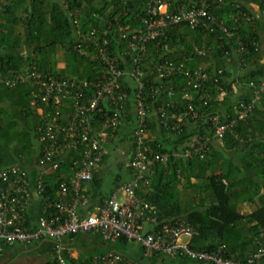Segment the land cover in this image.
<instances>
[{
  "label": "trees",
  "instance_id": "trees-1",
  "mask_svg": "<svg viewBox=\"0 0 264 264\" xmlns=\"http://www.w3.org/2000/svg\"><path fill=\"white\" fill-rule=\"evenodd\" d=\"M150 1L62 0V3L58 1L50 3L47 0H32L29 5L21 4V17L15 21L21 23L24 28L25 34L22 37L30 51L29 56L25 63L24 58H21L20 62L18 58L10 55L0 58V75L12 78L32 62L41 71L53 72L58 76L97 79L100 67L93 57V49H86L83 46L75 50V45L81 43L80 40L91 30L96 29L101 36L107 25L112 24V29H109L111 51L118 54L123 45L118 33V24L129 26L130 31L135 30V27L141 24V18L146 17ZM14 2L15 0H0V14L11 13L12 9L15 11L18 3ZM207 2H214L219 6L214 10V15L218 21L224 22L228 33L220 31L217 24L210 23L206 27L192 29L188 23H182L167 30L166 36L160 41L148 43L146 54L148 67L145 71L148 72V68L152 69L160 60L184 64L191 74L202 68L211 77L201 88H195L189 83L194 78L192 75L188 77L178 73L177 76L165 81L158 80L156 76L149 78L143 92L148 111L147 154L153 158L156 154L177 152L181 157L170 156L168 160L156 162L150 185H141L137 193L144 202L154 207L159 226L187 218L194 232L191 241L193 249L217 251L223 246L226 256L243 263L250 256L257 254L259 249L264 248V91L256 89L264 81V62L261 63L264 38L260 34L262 28L264 33V0H207ZM191 3V0H171L170 9L175 11L177 8L178 12L180 6L190 7ZM252 4L258 5V10L252 9ZM232 15L241 19L236 22ZM75 18L78 19V26H75ZM78 31L80 35H77ZM238 40L246 44L244 52L240 50ZM64 59L68 60V66L72 67L74 71L72 74L56 67L57 63ZM218 71H222L224 75L219 76L220 81L215 82ZM148 76L149 73H146V77ZM29 83L20 84L14 89L3 88V85L0 87L3 88V93H6L5 96L20 95L29 98L31 91L34 90L33 84ZM250 83H254L256 88L251 87ZM233 84L237 90L233 88ZM159 85L163 86L160 90H152ZM223 85L227 86L228 92L226 96L220 98L219 86ZM126 91L129 96L135 95L134 88L127 87ZM253 92H258L259 96H251ZM30 102L31 98L26 104H21H24L21 113L27 118L33 116L34 126L24 127L21 131L23 134L10 137L9 141L7 139L9 136L0 132L2 167H12L18 155L23 154L27 162L33 160L37 154L38 162L40 153L36 149L35 139L39 121L36 114L30 110ZM170 104H174L173 111L177 115L189 111L191 106L193 108V114L179 123L177 133L163 128L159 124V118L152 113L157 108ZM63 111L68 113L66 107ZM214 117L217 119L213 120ZM100 120L98 117L94 123L99 130ZM132 122L133 119L129 118L125 121V126L132 127ZM218 124L233 125L223 146L214 140V131ZM204 138L209 140L210 145L208 144L203 154L192 158L185 157V152L187 150L193 152L198 146L197 140ZM241 139L245 143H241ZM132 140L133 133L130 131L121 136L118 142L126 143ZM231 154L241 155L240 159L243 162L245 159L248 160L250 168L253 169L255 166L254 170L261 182L258 184L252 182L249 177H241L242 169L237 165V160L232 159ZM108 155L107 153L101 165ZM6 158L12 159L8 161L10 164H5ZM70 158L71 156L63 160L58 170L44 169L40 174L34 172L36 178L35 181L32 179L33 183L41 178L44 187L43 194L36 198L39 215L43 214L44 205L48 206L57 199L59 186L65 182L69 184L68 168L72 163ZM95 173L92 180L83 184L90 209L105 199L98 198V194L102 193L103 181L96 177ZM246 204L251 208V212L242 211ZM145 223L152 228L149 222ZM87 234L102 240L97 231ZM79 236L68 237L72 239ZM40 243L42 246H48L53 257L54 244L51 241H37L35 245ZM129 245L126 239L112 243L103 241L105 251L96 258L74 260L69 258L66 249L64 256L69 264H92L94 259L101 260L110 252L121 254L140 264H197L188 259L176 261L154 253H145L142 249L140 255L130 256L126 253Z\"/></svg>",
  "mask_w": 264,
  "mask_h": 264
},
{
  "label": "built area",
  "instance_id": "built-area-1",
  "mask_svg": "<svg viewBox=\"0 0 264 264\" xmlns=\"http://www.w3.org/2000/svg\"><path fill=\"white\" fill-rule=\"evenodd\" d=\"M191 2L190 7L180 6L177 12V8L175 11L170 9L171 0H151L146 17L141 18V24L135 30L130 31L129 26L118 24V33L123 43L118 54L111 51L109 29H112V24L107 25L101 36L96 29L91 30L74 48L79 50L84 46L86 49H93V57L100 67L97 79L58 76L53 72L41 71L32 62L12 78L0 75V84L8 89L26 82L34 85L30 110L37 115L39 121L36 130L40 153L38 169L58 170L62 161L69 156L72 162L68 168L70 185L65 182L59 186L57 199L48 206L44 205L43 214L38 216L34 225L28 219L27 211L34 197H40L44 192L41 178L33 183L26 169L0 166V256L5 248L17 244L51 241L54 244V256L49 264H69L64 256L63 239L97 231L105 243L126 239L145 253H154L176 261L188 259L197 264H264V248L243 263L226 256L223 246L217 251L193 249L191 241L194 232L187 218L159 226L154 207L144 202L137 193L141 185H150L156 162L168 160L170 156L181 157L177 152L156 154L153 158L147 154L148 111L143 92L149 78L156 76L158 80L165 81L178 73L188 77L192 75L194 78L189 83L195 88H201L211 77L202 68L191 74L184 64L160 60L152 69L149 67L148 72L145 71L148 67V43L160 41L166 36L167 30L182 23H188L192 29L206 27L210 23L217 24L220 31L228 33L224 22L218 21L214 15V10L219 6L207 0ZM232 19L237 22L241 18L232 15ZM75 26H78L77 18ZM77 35H80L79 31ZM238 44L244 52L246 44L241 40H238ZM146 73H149L148 77ZM223 75L222 71H218L215 82L220 81L219 76ZM250 86L256 88L254 83H250ZM127 87L135 89L134 96H129ZM162 87L159 85L152 90L158 91ZM256 89L264 91V81ZM219 92L220 98L226 96L227 86H219ZM251 96H259V93L253 92ZM65 107L68 113H64ZM173 108L174 104H170L157 108L152 113L159 118V124L163 128L177 133L179 123L193 114V108L191 106L189 111L178 115ZM98 117L101 119L98 122L100 130L94 126ZM242 117L243 115L240 116ZM129 118L133 119V126L130 127L133 140L126 142L127 150H120L118 141L122 136L121 128ZM216 119L217 117L213 118ZM232 126L218 124L214 140L223 146ZM240 142L245 143L242 139ZM196 143L198 146L193 152L187 150L185 157L203 154L209 140L204 138ZM110 147L121 151L126 157L132 179L119 183L109 198L90 209L83 184L92 180ZM120 194L124 199L122 202L119 201ZM69 258H73L71 254ZM98 262L140 264L114 252L108 253L101 260L94 259L92 264H99Z\"/></svg>",
  "mask_w": 264,
  "mask_h": 264
},
{
  "label": "crops",
  "instance_id": "crops-1",
  "mask_svg": "<svg viewBox=\"0 0 264 264\" xmlns=\"http://www.w3.org/2000/svg\"><path fill=\"white\" fill-rule=\"evenodd\" d=\"M47 1H49L50 3L52 2L54 3L57 1L62 3V0H47ZM16 2L18 3V6L15 7V11H13L14 9H12L11 13L2 12L0 14V58L3 59L10 55L18 58L20 62H21V58H24L23 63H25L24 61H26V58L29 56L30 51L27 49L25 45V41L22 37L25 34L24 28H22L21 23L16 22L15 19H20L21 17V4L29 5L32 2V0H22V3L21 0H15L14 3ZM251 7L254 10H258V5L256 4H252ZM262 29L260 31V34H262V38H264V33L262 32ZM261 54H262V61H261L262 63L264 62V45L262 47ZM26 67L27 66H24L23 71L26 69ZM56 67L59 69H65L67 66L63 62H59L57 63ZM27 83L29 82H26L24 84ZM32 84L33 83H31L30 85ZM0 86H2V84H0ZM2 87L6 88L4 87V85ZM2 87H0V132L2 133V135L9 136L7 138L9 141L10 137H15V136L17 137V135L23 134L21 132L22 130H24L23 128L26 126L29 127H31L32 125L34 126L35 122H33V118H34L33 116L32 118L29 117L27 118L25 117V115L21 113L24 104L28 102V100L31 98V95L29 96V98L20 95L5 96L6 93H3L4 91ZM233 88L237 90L235 84H233ZM25 101L27 102L24 103ZM22 103L24 104L21 105ZM130 129H131L130 127L127 128L125 126L121 130L122 132L121 135L125 136V134L131 131ZM112 149H113L112 147L109 148L108 157L106 158L104 163L100 166V168H98V171L95 173V176L103 181L102 193L98 194V198H106L115 190L116 184L124 183L132 179V175L128 167V163H123V162L118 163V161L115 158L114 152L110 154V151ZM37 150H38V145H37ZM230 156H232V159L237 160L238 162L237 165L241 167L242 169L241 177L243 176L249 177L252 179V182L258 184L261 182L257 172L254 170L255 166H253L254 167L253 169L252 167L250 168L248 160L245 159L243 162V160L240 159L241 155L239 154H231ZM36 158H37V154L34 155L33 160H29V162H27L25 161V159L27 158L24 156V154L18 155L17 161L15 162V164L13 163V166L26 169L30 173L31 178L34 180L36 178L35 173L38 172L40 174L43 171L38 169ZM5 160L7 161L5 162V164L6 163L8 164L9 163L8 161H11L12 159L6 158ZM45 169L49 170L48 168ZM36 198L37 197H34V201L30 205L27 211L28 219L33 223L39 216V212H38L39 206L37 204ZM256 198H258V195L256 196ZM242 211L248 213L251 212V208L249 207L248 204H246L244 205ZM102 245H103V241L100 238L99 239L94 238V235L91 234L90 235L82 234L79 237L72 239H70L67 236L63 239L64 248L69 254L72 255L74 260L82 259V261H84L88 258H95L97 255H100V253L105 251V247H103ZM47 247L42 246V243H40L39 245H35V243H33L30 245L17 244L14 247L5 248L4 252L0 256V264H49L50 260L52 259L46 257L48 254L51 255ZM126 251H127L126 253L130 256H138L141 254L140 248L135 244H130ZM20 252H21V256H24V258L17 256L18 253ZM179 264H183V263H179ZM189 264H193V263H189Z\"/></svg>",
  "mask_w": 264,
  "mask_h": 264
},
{
  "label": "rangeland",
  "instance_id": "rangeland-1",
  "mask_svg": "<svg viewBox=\"0 0 264 264\" xmlns=\"http://www.w3.org/2000/svg\"><path fill=\"white\" fill-rule=\"evenodd\" d=\"M67 67L65 68V71L68 73V74H72L74 71L72 70V67H70V66H68V60H66V59H64V61H62ZM36 135H37V133H36ZM35 142H36V144L38 145V149H39V144H38V136H37V138L35 139ZM119 149L120 150H126V148L128 147V145L126 144V143H119ZM36 149H37V147H36ZM115 150V151H114ZM112 149L111 151H110V154L112 153V152H114V154H115V158H116V160L118 161V163L120 162V163H128V161L126 160V159H124V156L121 154V151H117L116 149ZM184 199H185V197H183ZM182 198V199H183ZM124 199H123V197H122V195L120 194L119 195V201L120 202H122ZM22 252V251H21ZM21 252L20 253H18V255L17 256H20L21 258H24V256H21ZM47 258H51L52 257V255H47L46 256ZM52 259V258H51Z\"/></svg>",
  "mask_w": 264,
  "mask_h": 264
}]
</instances>
